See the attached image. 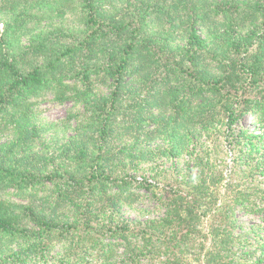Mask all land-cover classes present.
Returning <instances> with one entry per match:
<instances>
[{
  "label": "trees",
  "instance_id": "trees-1",
  "mask_svg": "<svg viewBox=\"0 0 264 264\" xmlns=\"http://www.w3.org/2000/svg\"><path fill=\"white\" fill-rule=\"evenodd\" d=\"M0 129V264L263 263L264 0H0Z\"/></svg>",
  "mask_w": 264,
  "mask_h": 264
},
{
  "label": "rangeland",
  "instance_id": "rangeland-1",
  "mask_svg": "<svg viewBox=\"0 0 264 264\" xmlns=\"http://www.w3.org/2000/svg\"><path fill=\"white\" fill-rule=\"evenodd\" d=\"M39 105L36 107L38 117L41 121H47L55 123L54 127H50L49 130H56L57 127H63L62 123L67 116L71 117V120L75 117L73 113L80 111V106H73L70 102L59 103L51 98L50 94H46L39 98ZM63 120V121H62ZM60 122V123H58ZM246 126L254 129V124H247ZM48 131L45 133L47 134ZM10 131H1L0 129V142L5 141L9 137ZM264 149V148H263ZM261 185L258 190H264V175H259L256 179ZM9 196V195H7ZM160 210L156 209L154 204L148 199H141L131 205H126L122 209V216L128 220L144 221L150 218L160 215ZM263 210L259 207L241 206L236 213V227L235 233L241 237V244L248 250L256 251V247L259 243L263 244L262 256L264 259V221ZM264 264V261L263 263Z\"/></svg>",
  "mask_w": 264,
  "mask_h": 264
}]
</instances>
